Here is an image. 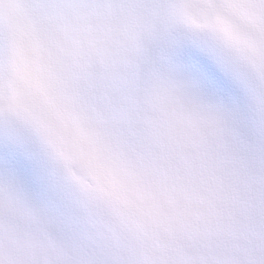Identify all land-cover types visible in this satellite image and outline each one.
<instances>
[{"label":"snow or ice","instance_id":"1","mask_svg":"<svg viewBox=\"0 0 264 264\" xmlns=\"http://www.w3.org/2000/svg\"><path fill=\"white\" fill-rule=\"evenodd\" d=\"M0 264H264V0H0Z\"/></svg>","mask_w":264,"mask_h":264}]
</instances>
